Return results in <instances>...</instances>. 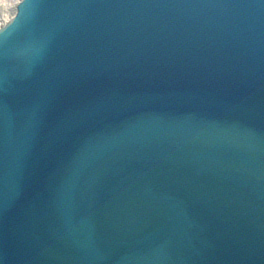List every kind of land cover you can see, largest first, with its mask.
I'll return each instance as SVG.
<instances>
[{"label":"water","instance_id":"water-1","mask_svg":"<svg viewBox=\"0 0 264 264\" xmlns=\"http://www.w3.org/2000/svg\"><path fill=\"white\" fill-rule=\"evenodd\" d=\"M20 0L0 32V205L9 224L42 238L32 264H203L225 233L253 234L264 264V121L233 99L209 103L180 82L213 76L240 91L264 79L260 0ZM104 4L111 6H83ZM47 43L46 59L37 49ZM123 81L109 119L127 127L67 192L52 189L72 145L50 151L28 106L46 85ZM86 102L69 94L63 98ZM40 161L39 166L37 167ZM101 172L103 193L90 182ZM15 205V207H13ZM95 222V232L91 224Z\"/></svg>","mask_w":264,"mask_h":264},{"label":"snow or ice","instance_id":"snow-or-ice-1","mask_svg":"<svg viewBox=\"0 0 264 264\" xmlns=\"http://www.w3.org/2000/svg\"><path fill=\"white\" fill-rule=\"evenodd\" d=\"M264 3V0H260ZM45 6L63 7L57 0H50ZM83 6H111L104 4H87ZM7 30L0 32V42ZM38 53L45 55L49 51L47 43H41ZM125 82L107 81L96 77L84 84H77L71 89H66L63 81L46 85L41 97L28 106L31 130L34 135L46 132L48 142L43 149L41 159L50 151L62 150L65 145L71 144L72 150L69 159L63 164L58 173V178L52 189V207L56 213L67 215L70 207L67 202V192L74 186L77 174L84 168L94 164L116 143L122 136L127 125L113 126L108 124L103 130L92 131L91 126L110 121L109 116L114 105L119 103ZM180 87L188 96L198 95L209 103H217L225 98L233 99L238 107L249 114L259 113L264 121V79L259 89L254 86L246 87L241 92L236 85L225 86L213 76H194L180 82ZM71 94L73 97H84L86 102L70 100L67 104L63 98ZM8 100L0 92V114L7 109ZM2 144V141H0ZM2 159V147H0ZM40 161L37 167L40 164ZM104 180L101 172L90 182L94 198L102 195ZM15 207V205L13 206ZM11 209L0 205V264H32V258L45 253L46 249L41 244L42 238H37L22 227H11L8 214ZM95 222L91 224V231L95 232ZM256 237L253 234L225 233L224 242L220 248L208 251L209 256L220 257L216 260L206 259L203 264H250L251 257L256 252ZM261 247H264V234L261 236Z\"/></svg>","mask_w":264,"mask_h":264},{"label":"bare ground","instance_id":"bare-ground-1","mask_svg":"<svg viewBox=\"0 0 264 264\" xmlns=\"http://www.w3.org/2000/svg\"><path fill=\"white\" fill-rule=\"evenodd\" d=\"M17 1L19 0H16L9 7L6 6V8H2V5H0V26L6 24L14 16L17 10V6L15 5Z\"/></svg>","mask_w":264,"mask_h":264},{"label":"rangeland","instance_id":"rangeland-1","mask_svg":"<svg viewBox=\"0 0 264 264\" xmlns=\"http://www.w3.org/2000/svg\"><path fill=\"white\" fill-rule=\"evenodd\" d=\"M16 0H0V5H2V8H6V6L9 7V5L14 4Z\"/></svg>","mask_w":264,"mask_h":264}]
</instances>
